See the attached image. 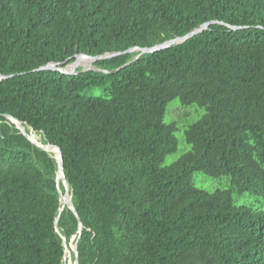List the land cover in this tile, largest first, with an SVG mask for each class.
Wrapping results in <instances>:
<instances>
[{
    "label": "trees",
    "instance_id": "16d2710c",
    "mask_svg": "<svg viewBox=\"0 0 264 264\" xmlns=\"http://www.w3.org/2000/svg\"><path fill=\"white\" fill-rule=\"evenodd\" d=\"M207 21L136 59L37 69ZM0 75V264H67L62 237L77 230V264H264V205L233 200L264 204V0H0ZM175 97L204 112L184 129L190 149L162 166L177 146L163 120ZM6 115L61 152L77 215L64 205L59 233L56 159ZM196 172L229 185L204 190Z\"/></svg>",
    "mask_w": 264,
    "mask_h": 264
},
{
    "label": "water",
    "instance_id": "95a60500",
    "mask_svg": "<svg viewBox=\"0 0 264 264\" xmlns=\"http://www.w3.org/2000/svg\"><path fill=\"white\" fill-rule=\"evenodd\" d=\"M214 22H216V21L204 22V23L200 24L199 26L191 29L190 31H188L186 34H184L182 36H175V37L168 39V40H165L161 43H156L150 47H143V48L142 47H134V48H129V49L124 50V51H112V52H106V53L96 55V56H85L82 59L76 60V61L71 62L65 66H62V67L53 66V65H43V66L38 67L37 69H52V70H58V71L65 73V74H75V73H78L80 71H84V70H88V69H95L93 67L92 63L98 59L109 58V57L119 55V54L125 53V52L136 53L134 56V59H136L143 52L156 50V49H164V48L170 47L171 45L179 44V43L185 41L186 39H188L189 37H191L192 35L197 34V33L201 32L202 30L206 29L209 26V24L214 23ZM229 26L231 28H238V26H232V25H229ZM85 60H89L91 62V66H89L87 68L82 67L81 62H83ZM127 63H129V62H127ZM70 64H73V68H68V66ZM5 76L6 75H0V79H2ZM6 116L17 126V128L20 130V132L23 133L31 142H33L40 149L51 153L53 155V157L56 159L57 170H56V174H55V183H56V187H57L60 207L58 208V215L54 220V227H55L56 232L59 233V229L57 226V220H58L59 214L61 213L64 205H67L72 210V212L75 215H77L76 210L72 204L71 190L68 188L67 182H66L65 177H64L63 158H62L61 152L59 151V149L56 146L44 144L41 141L35 139L31 134V131H33L32 128L25 126V124L22 121H20L16 118H13L10 115H6ZM60 184H62V186H63L64 193L62 192V190L60 188ZM77 219L79 222L78 216H77ZM77 232H78V230L70 238L68 244H66L65 239L62 237V243L64 245V255L66 256V259L69 260V258L71 257V251L74 253L73 264H77V252H76L75 247L72 244V241L75 238Z\"/></svg>",
    "mask_w": 264,
    "mask_h": 264
},
{
    "label": "rangeland",
    "instance_id": "374dc122",
    "mask_svg": "<svg viewBox=\"0 0 264 264\" xmlns=\"http://www.w3.org/2000/svg\"><path fill=\"white\" fill-rule=\"evenodd\" d=\"M90 92L94 95H102V87H91ZM204 110L197 106L196 104L183 105L180 100L175 97L172 98L166 105L164 113V122L173 123L175 126L174 135L177 141L176 149L168 154H166L160 163V165H169L175 160H177L183 153L190 149V144H188L184 139V129L188 124L196 121L202 114ZM39 135V134H38ZM194 184L207 191H214L216 189H225L228 187L229 182L227 177H212L201 172H196L193 174ZM257 196L250 194L243 195H233V200L236 204H246L252 207H262L260 201H257ZM67 264H72L71 257L67 260Z\"/></svg>",
    "mask_w": 264,
    "mask_h": 264
},
{
    "label": "bare ground",
    "instance_id": "6f19581e",
    "mask_svg": "<svg viewBox=\"0 0 264 264\" xmlns=\"http://www.w3.org/2000/svg\"><path fill=\"white\" fill-rule=\"evenodd\" d=\"M81 66L87 68V67L91 66V62H90L89 60H85V61L81 62ZM68 68H73V64H70V65L68 66ZM31 134H32L33 136H35L37 139L40 140V136H39L36 132L31 131Z\"/></svg>",
    "mask_w": 264,
    "mask_h": 264
}]
</instances>
